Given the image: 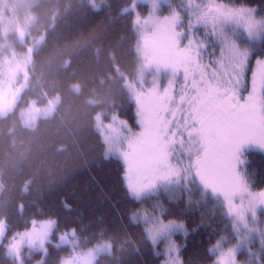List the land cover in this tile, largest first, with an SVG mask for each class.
Instances as JSON below:
<instances>
[{"label": "trees", "instance_id": "obj_1", "mask_svg": "<svg viewBox=\"0 0 264 264\" xmlns=\"http://www.w3.org/2000/svg\"><path fill=\"white\" fill-rule=\"evenodd\" d=\"M215 1L253 8L264 20V0ZM131 2L39 0L33 7L35 23L26 42L40 43L28 67V84L14 110L0 114V222L6 227L0 264H16L6 253L10 237L34 220L47 219L56 220L54 241L69 230L86 247L111 240L112 253L100 255L94 264H162L144 224L134 220L156 199L164 201L166 218L185 223L187 234L175 236L182 244V264H213L212 246L227 235L234 240L231 220L215 200H201L197 192L190 200L163 194L136 199L126 185L123 163L106 156L98 116L109 120L114 115L135 126V103L126 87L138 83L140 61L127 10ZM263 55L264 38L252 59ZM55 98L59 102L51 116L34 127L23 123L22 106ZM244 157L246 179L263 190L264 155L247 149ZM46 252L43 264H59L69 247L50 241ZM42 255L32 253L25 264H36ZM259 261L264 264V249Z\"/></svg>", "mask_w": 264, "mask_h": 264}, {"label": "rangeland", "instance_id": "obj_2", "mask_svg": "<svg viewBox=\"0 0 264 264\" xmlns=\"http://www.w3.org/2000/svg\"><path fill=\"white\" fill-rule=\"evenodd\" d=\"M38 1L0 0V114L3 116L14 110L28 84V67L40 40L28 44L26 36L35 23L33 7ZM241 9L245 10L244 19L235 15L228 18L226 15L230 11ZM127 10L132 13L137 37L136 52L140 60L138 83H126L135 103V126L114 115H110L109 120L107 117L98 116L96 125L105 144L106 156L114 157L123 163L126 185L136 199L150 196L158 198L163 194L166 199L186 197L190 200L193 192H197L200 193L201 200L213 199L216 204L223 207L225 215L231 220L230 237L234 240L231 242L227 235L212 246L215 254L213 264H220L219 257L230 250L234 252V264H261L259 260L264 249V203H256L254 197L258 198V194L264 192V189L255 190L246 179L244 155L247 149L264 155V147L250 142V145L243 146L244 152L240 150L238 153L236 170L243 185L246 186L245 190L238 191L232 196L233 205L238 211L230 209L222 192H214L201 181L195 169L189 164L195 160V153L186 151L187 144L177 142L171 148L170 160L180 169L179 174L167 180L158 178L149 187H142L147 181L140 180L141 170L132 166L128 154L132 151L129 147L130 142L135 141L144 131L138 95L146 93L154 85L161 89L166 88L169 80H173L175 91L179 92L185 82L183 69L180 70L183 77L174 81L178 74L173 78L170 67L147 62L144 55L146 38L161 51L166 50L173 39L167 31H158V25L170 20L174 26L173 31L176 34L174 39L178 42V47L180 49L190 47L198 54L199 62L209 66V71L212 67H218L219 61L224 59L225 46L234 42L241 52L247 53L246 72L250 88L257 61L264 60V55L252 59L264 38V20L258 17L253 8L233 7L215 0H132ZM248 10L253 11L250 13ZM249 18L255 22L251 29L247 24ZM58 102L59 98H55L45 105H38L31 100L19 109V115L26 126L34 127L40 118L52 115ZM165 209L166 205L162 199L152 200L150 205H145L134 215V220L144 224L156 252L163 256L162 264H182L180 256L182 244L175 236L177 234L185 236L187 229L183 221L166 218ZM55 228V219L32 221L28 228L9 238L5 243L6 253L16 264H25L26 258L28 259L34 252L42 253V258L36 264H43L47 255L46 244L50 241L60 247H69V253L59 264H94L100 255L112 253L111 240L86 247L74 230L59 234L54 241L52 235ZM5 232V223L0 222V245ZM21 238L23 239L19 250L14 251L11 245ZM30 239L34 242L30 243ZM243 253H246L245 257L242 256Z\"/></svg>", "mask_w": 264, "mask_h": 264}, {"label": "snow or ice", "instance_id": "obj_3", "mask_svg": "<svg viewBox=\"0 0 264 264\" xmlns=\"http://www.w3.org/2000/svg\"><path fill=\"white\" fill-rule=\"evenodd\" d=\"M244 11L226 15L244 19ZM254 23L248 19L249 29ZM173 27L170 20L158 25L157 30L167 31L172 42L161 51L146 38L144 55L149 64L170 67L173 78L183 69L185 82L179 92L169 80L166 88L154 85L138 95L144 131L130 142V163L141 170L140 180L147 181L142 187H149L158 178L167 180L179 174L180 169L170 160L171 148L177 142L187 144L186 151L195 153V160L189 164L201 181L214 192H222L230 209L238 211L232 196L246 188L236 170L238 153L249 142L264 147V60L257 61L248 91L246 52L234 42L227 44L224 59L209 71L190 47H178ZM254 201L264 203V192ZM22 239L11 245L14 251L19 250ZM219 260L220 264H234V252L230 250Z\"/></svg>", "mask_w": 264, "mask_h": 264}, {"label": "flooded vegetation", "instance_id": "obj_4", "mask_svg": "<svg viewBox=\"0 0 264 264\" xmlns=\"http://www.w3.org/2000/svg\"><path fill=\"white\" fill-rule=\"evenodd\" d=\"M180 70H181V69H180ZM180 70L176 72V75L178 74V77L175 75L176 77L174 78V81H176V79H178V78L180 79L181 77H183L184 74L182 75V74H181L182 71H180ZM248 91H250V88L248 89ZM248 91H246V92L243 93V95H244L245 97L247 96ZM247 144L250 145V142L247 143ZM245 145H246V144H244V145L241 146V149H240V150H241L242 152H244V150H245V148H243V146H245ZM242 148H243V149H242Z\"/></svg>", "mask_w": 264, "mask_h": 264}]
</instances>
